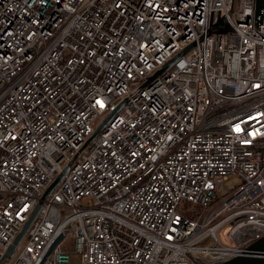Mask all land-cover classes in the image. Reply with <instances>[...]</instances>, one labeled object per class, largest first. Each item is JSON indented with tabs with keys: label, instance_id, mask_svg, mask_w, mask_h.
<instances>
[{
	"label": "built area",
	"instance_id": "built-area-1",
	"mask_svg": "<svg viewBox=\"0 0 264 264\" xmlns=\"http://www.w3.org/2000/svg\"><path fill=\"white\" fill-rule=\"evenodd\" d=\"M219 17L232 32H209ZM261 17L255 0H0V259L68 166L2 264H70L66 237L83 264L250 254L264 235V1Z\"/></svg>",
	"mask_w": 264,
	"mask_h": 264
},
{
	"label": "water",
	"instance_id": "water-1",
	"mask_svg": "<svg viewBox=\"0 0 264 264\" xmlns=\"http://www.w3.org/2000/svg\"><path fill=\"white\" fill-rule=\"evenodd\" d=\"M263 1L264 0H255V22L256 24H260L262 17V7H263ZM229 16H231V11L228 13ZM232 26L228 23L225 17H219L215 23H211L209 32L210 33H227L232 32ZM193 45H190L189 47L185 48L183 51L179 52L177 55H175L171 60H169L165 65H163L159 71L153 76H157L160 73H162L168 66H170L175 59H177L182 54H185L188 50L192 48ZM114 114V113H113ZM113 114L107 116L103 122L95 129L94 133L91 135V137L88 139L87 143H89L91 140H93L101 131V129L105 126V124L112 118ZM86 143V144H87ZM68 167V166H67ZM67 167L64 169L63 173H61L50 185L49 187L43 192L40 199L36 203L34 209L32 210L29 218L19 231L18 235L14 239L13 243L9 246V248L6 250L2 258L0 259V264H2L5 260L10 259L13 254L16 251L17 245L21 242L23 239L29 225L39 212L40 208L42 207V204L44 200L53 192V190L57 187L60 180L62 179L63 175L67 171ZM61 239V236L58 237L52 246L57 244L59 240ZM249 250L251 251L250 254L240 255L237 257H234L226 262L217 263V264H264V235L249 245Z\"/></svg>",
	"mask_w": 264,
	"mask_h": 264
},
{
	"label": "rangeland",
	"instance_id": "rangeland-1",
	"mask_svg": "<svg viewBox=\"0 0 264 264\" xmlns=\"http://www.w3.org/2000/svg\"><path fill=\"white\" fill-rule=\"evenodd\" d=\"M104 116H99L96 119V122L99 123ZM239 182V177L230 176L228 180L223 182L224 189H230L234 184ZM73 237H66L62 242L63 249L69 255V263L70 264H83V259L81 253L75 250V246L73 243Z\"/></svg>",
	"mask_w": 264,
	"mask_h": 264
}]
</instances>
